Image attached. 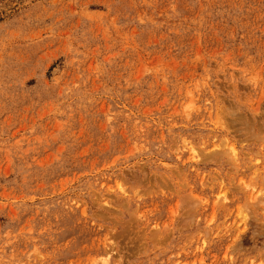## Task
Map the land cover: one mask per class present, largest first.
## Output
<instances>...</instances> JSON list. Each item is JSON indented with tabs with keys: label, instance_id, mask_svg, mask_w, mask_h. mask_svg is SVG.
Returning a JSON list of instances; mask_svg holds the SVG:
<instances>
[{
	"label": "rangeland",
	"instance_id": "obj_1",
	"mask_svg": "<svg viewBox=\"0 0 264 264\" xmlns=\"http://www.w3.org/2000/svg\"><path fill=\"white\" fill-rule=\"evenodd\" d=\"M0 264H264V0H0Z\"/></svg>",
	"mask_w": 264,
	"mask_h": 264
},
{
	"label": "bare ground",
	"instance_id": "obj_2",
	"mask_svg": "<svg viewBox=\"0 0 264 264\" xmlns=\"http://www.w3.org/2000/svg\"><path fill=\"white\" fill-rule=\"evenodd\" d=\"M230 150V152L233 154L234 152H236V151H234V148L232 147L231 149H229ZM252 197V196H251ZM257 197V196H256ZM254 198H255V196H254Z\"/></svg>",
	"mask_w": 264,
	"mask_h": 264
}]
</instances>
